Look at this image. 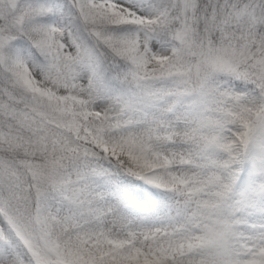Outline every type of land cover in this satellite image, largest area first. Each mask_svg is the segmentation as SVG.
Listing matches in <instances>:
<instances>
[{"label": "snow or ice", "instance_id": "snow-or-ice-1", "mask_svg": "<svg viewBox=\"0 0 264 264\" xmlns=\"http://www.w3.org/2000/svg\"><path fill=\"white\" fill-rule=\"evenodd\" d=\"M0 264H264V0H0Z\"/></svg>", "mask_w": 264, "mask_h": 264}]
</instances>
